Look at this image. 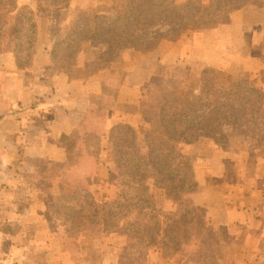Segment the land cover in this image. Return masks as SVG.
<instances>
[{
    "label": "crops",
    "instance_id": "1",
    "mask_svg": "<svg viewBox=\"0 0 264 264\" xmlns=\"http://www.w3.org/2000/svg\"><path fill=\"white\" fill-rule=\"evenodd\" d=\"M25 2L17 0L20 6ZM112 2L71 0L64 9L43 12L31 37L27 65L19 66L11 53L0 57V264H119L124 236L98 227L65 237L58 230L64 226L54 222L55 230L49 228L43 200L57 184L87 187L100 203L112 198L107 177L115 160L108 159L109 130L130 126L136 144L144 148L149 127L140 107L167 66L184 70L185 99L199 94L207 68L249 75L264 92V0H249L225 23L178 40H162L152 51L127 48L105 60L100 46H83L71 64L55 63L54 45L73 13L92 15ZM191 81L197 88L186 96ZM106 101L99 157L90 162L68 157V137L88 111ZM221 133L228 139L225 145L201 138L183 146V153L195 160L197 190L192 201L205 209L216 243L208 263L264 264V157L257 156L255 141L236 138L230 130ZM161 201L162 210H174L163 208ZM6 225L11 233L4 231ZM139 259L140 264H201L157 251Z\"/></svg>",
    "mask_w": 264,
    "mask_h": 264
},
{
    "label": "trees",
    "instance_id": "2",
    "mask_svg": "<svg viewBox=\"0 0 264 264\" xmlns=\"http://www.w3.org/2000/svg\"><path fill=\"white\" fill-rule=\"evenodd\" d=\"M71 0H0V57L13 54L19 66L27 65L32 35L38 29L41 11L66 8ZM92 15L76 10L53 49V61L71 64L84 44L100 46V57L112 60L122 49L147 52L162 40H178L225 23L230 14L249 0H112ZM22 53L25 54L21 57ZM22 66V65H21ZM264 66V62H263ZM3 66L0 62V78ZM184 70L167 66L165 75L145 94L140 107L149 127L144 148L128 125L109 130V147L116 153L107 182L115 188L106 202L95 200L87 187L57 184L44 198L46 219L55 230V220L71 223L77 236L102 228L124 236L123 255L136 258L157 251L163 256L185 255L190 261L209 264L214 237L205 209L195 205L194 157L183 146L201 138L221 143L228 127L234 136L255 141L256 154L264 157V92L249 75H227L207 68L201 75L196 97H181ZM108 101L88 111L84 122L67 139L68 157L92 161L100 155V138L108 112ZM37 182L36 179H32ZM160 199H168L173 211H164ZM54 218V219H53ZM7 233L12 228L6 225ZM215 243V244H214Z\"/></svg>",
    "mask_w": 264,
    "mask_h": 264
},
{
    "label": "rangeland",
    "instance_id": "3",
    "mask_svg": "<svg viewBox=\"0 0 264 264\" xmlns=\"http://www.w3.org/2000/svg\"><path fill=\"white\" fill-rule=\"evenodd\" d=\"M41 13H43V11H41L40 12V14ZM40 17V16H39ZM91 44H87V45H85L84 44V46L85 47H87V48H90V47H92L93 48V46L91 45ZM91 48V49H92ZM25 56V54L24 53H22V55H21V57H24ZM221 73H223V74H227V75H233V76H236L235 74H229L228 72H226L224 69H221V70H219ZM195 88H197V86H195V84L191 81L190 83H189V85L188 86H186V88H185V90H184V92H185V95L186 96H188L189 94H193V92L195 91ZM222 130H224L225 132L226 131H228V130H230L228 127H223L222 128ZM221 130V131H222ZM225 135V134H224ZM236 138H239V137H237V136H235ZM107 138H108V136H107ZM241 139V138H240ZM226 143H228V139L224 136L223 138H221V145H225ZM143 146H144V142H143V144H142ZM109 152H111L112 153V155H109L108 156V159L109 158H111V159H116V153L115 152H113L112 150L111 151H109ZM115 157V158H114ZM112 189V190H111ZM110 190H111V192H112V194H111V197H113L114 196V193H115V188L114 187H112V188H110ZM109 198V197H108ZM196 199V198H195ZM110 200V199H109ZM162 199H160V201H161ZM165 200H167V201H161V206L163 207V208H165V209H167V210H169V209H171V208H173L174 209V205H173V203L170 201V200H168V199H165ZM106 201H108L107 199H106ZM105 201V202H106ZM54 219V218H53ZM56 222V224H58V222L59 223H61L60 221H57V220H55ZM70 226H71V223L69 222V224H67V225H64V227L65 228H58V230L63 234V236H65V237H71V235L72 234H74V232L76 231V228L72 225V227L73 228H71V230L69 231V232H65L66 231V229H70ZM209 228V227H208ZM95 229H97V228H95ZM95 229H93V230H95ZM103 231H105V230H103ZM106 232V231H105ZM223 235V234H222ZM221 235V236H222ZM60 237V236H59ZM118 255H119V264H140V260L141 259H139V258H136V256H134V255H123V253L121 252V249H120V251H119V253H118ZM141 258V257H140Z\"/></svg>",
    "mask_w": 264,
    "mask_h": 264
}]
</instances>
